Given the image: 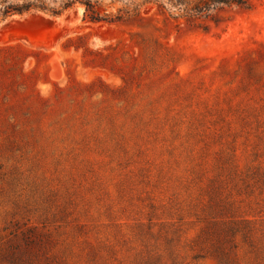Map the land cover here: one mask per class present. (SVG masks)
<instances>
[{
	"label": "rangeland",
	"instance_id": "rangeland-1",
	"mask_svg": "<svg viewBox=\"0 0 264 264\" xmlns=\"http://www.w3.org/2000/svg\"><path fill=\"white\" fill-rule=\"evenodd\" d=\"M90 1L0 22V264H264V0Z\"/></svg>",
	"mask_w": 264,
	"mask_h": 264
},
{
	"label": "trees",
	"instance_id": "trees-1",
	"mask_svg": "<svg viewBox=\"0 0 264 264\" xmlns=\"http://www.w3.org/2000/svg\"><path fill=\"white\" fill-rule=\"evenodd\" d=\"M75 3H78L84 7V20L92 23L101 21L110 22V20H105L103 18V15L100 14L98 7L90 0H65L61 2L58 8L48 7L45 0H0V22L13 15H21L31 10L50 12L53 15H60L64 10L72 7ZM172 242V240L168 241L169 247L167 254L168 259L171 258L169 262H162L161 257L157 255L147 256L143 264H177L176 258L173 257L175 251L172 249ZM200 257L203 256L200 254L194 255L195 259Z\"/></svg>",
	"mask_w": 264,
	"mask_h": 264
}]
</instances>
